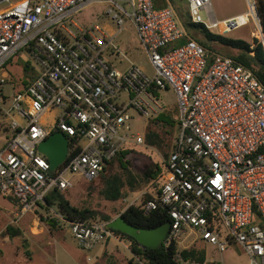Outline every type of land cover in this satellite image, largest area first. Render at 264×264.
Returning a JSON list of instances; mask_svg holds the SVG:
<instances>
[{"label":"built area","instance_id":"built-area-1","mask_svg":"<svg viewBox=\"0 0 264 264\" xmlns=\"http://www.w3.org/2000/svg\"><path fill=\"white\" fill-rule=\"evenodd\" d=\"M101 1L115 9L104 10L115 33L78 18ZM123 1L129 12L117 0H0V7L8 6L0 12V69L21 49L36 64L24 90L0 92V116L8 126L0 195L25 212L44 205L48 192L66 189V172L97 179L121 149L144 145L128 126L131 110L156 117L164 111L157 95L170 90L176 133L162 160L160 189L141 209L165 211L170 221L161 246L180 244L174 255L180 264H222L208 258L204 246L220 254L232 243L247 264H264V85L230 57L208 59L192 39L177 45L185 33L171 9L155 8L152 0ZM185 3L191 23L220 35L247 24L255 8L252 0L239 24L235 16L217 21L209 0ZM123 18L132 24L151 76L134 64L119 67L128 62L125 46L114 41ZM54 130L67 138L68 153L49 173L37 146ZM53 213L83 251L116 237L108 222H71ZM194 245L204 250L202 262L180 254ZM127 264L143 263L135 257Z\"/></svg>","mask_w":264,"mask_h":264},{"label":"rangeland","instance_id":"rangeland-1","mask_svg":"<svg viewBox=\"0 0 264 264\" xmlns=\"http://www.w3.org/2000/svg\"><path fill=\"white\" fill-rule=\"evenodd\" d=\"M17 1L19 0H12V3ZM174 1L173 11L175 12L176 19L178 21L180 19L186 20L187 9L185 0ZM209 2L211 12L217 21L229 16H237L241 18V24H243L246 21L245 12L249 10L248 5L250 2L252 3V0H209ZM116 3L125 11H130L129 5L123 0H117ZM104 8H111L115 11L113 6H109L101 1L100 4L94 5L85 12H82L78 18L84 20L86 23H92V20L95 18L96 22L104 29L116 31V25L105 13ZM7 9V5H2L0 12ZM200 15L203 21H207L203 12ZM248 20L247 24L232 29L224 36L248 43H251L253 38L261 40L260 26L254 13H250ZM123 22V29L115 38V43L120 47H128L127 57L136 66L142 68L147 76H151V67L144 53L138 48L139 45L132 24L127 18H123ZM194 34L200 37V33ZM219 50L224 53L230 52L227 48L223 47H219ZM34 72H36V64L33 59L24 49L19 50L0 69V92H3L5 96H11L22 87L23 82L27 79L26 76ZM157 98L163 106V110L173 120L174 126L171 128V133L168 136L169 146L164 151L145 145L132 146V150L125 155V161L127 162L129 171L136 177L143 175L148 169L152 168L154 170L155 165H157L158 174L163 173L161 163L165 152L170 150L175 137V97L172 91L167 90L159 93ZM130 113L132 120L128 123V126L132 134L143 135L148 119L139 116L133 110ZM46 120L47 122L49 121V116ZM6 128V119L0 116V148L8 139L7 130H4ZM115 172L117 173L118 171L115 170ZM63 177L68 181V186L61 193L72 206L79 209L95 210L110 215L112 219L116 218L117 214L126 207L130 205L138 206L143 196L152 191L151 188L142 185L138 190L129 192L120 200L109 201L104 199L100 194L101 183L98 180L86 181L80 178V176L69 172H66ZM53 211L54 209L49 211L44 207L42 208V205H38V207L30 211L22 212L21 207L17 203L0 195V264H126L124 260L128 261L129 258L123 256V254L127 255L128 252L122 245L112 246L106 243L105 246L110 245L112 247L111 250L117 254L115 255L118 259L124 258L123 262L112 259L111 255L108 256L107 250L102 255L100 254L101 256H92L94 252H86L79 249L65 223L59 220L60 222L57 221V224L55 223V226H53L51 223V220L55 219ZM7 227L18 230L19 234L10 236L6 233ZM110 241L114 242L112 239ZM123 242L126 243L125 241ZM177 247L180 249L181 245L178 244ZM204 247L207 250L208 258H211L213 261H221L222 264H247V256L237 244L232 243L227 245L225 251L220 254L211 246L205 245ZM87 256L91 258L90 261L86 259Z\"/></svg>","mask_w":264,"mask_h":264},{"label":"trees","instance_id":"trees-1","mask_svg":"<svg viewBox=\"0 0 264 264\" xmlns=\"http://www.w3.org/2000/svg\"><path fill=\"white\" fill-rule=\"evenodd\" d=\"M253 1L260 26L261 40L253 38L252 42L248 43L242 40L227 38L224 35L209 31L201 24L191 23L187 15L186 20L183 21L180 19L178 21V24L184 30L185 36L176 44L180 45L188 39H192L205 49L208 59H211L214 55L230 57L235 62L248 68L258 81L264 85V0ZM194 33H200V37ZM219 47L227 48L230 52L224 53L219 50ZM34 76L35 72L26 76V81L23 82L22 87L18 91L24 90L27 85L30 84ZM173 126L172 118L165 111L152 119H148L145 131L142 135L144 145L164 151V149H167L169 146L168 136ZM4 130L8 131V126ZM53 132L56 131L54 130ZM130 150H132V147L121 149L110 161L105 163L102 172L97 179H95L101 183L100 194L106 200L117 201L125 197L129 192L136 191L140 186L144 185L151 188V193L145 194L138 206L130 205L117 215L121 216L126 222L144 229H151L163 223H168L170 220L165 211L157 209L145 214L141 209L142 203L159 191L161 186V174H158L157 165H155L154 170L152 168L148 169L139 177L133 175L129 171L127 162L125 161V155L130 152ZM167 153L168 152H165L164 158L167 156ZM115 170L118 172L116 173ZM43 207L49 211L54 209V212L71 222L80 221L90 223L109 222L112 220L110 215L91 209H79L72 206L61 191L56 189L47 193L44 198V205H42V208ZM57 221H59L57 217L51 220L53 226H55V223L57 224ZM111 231L120 239L129 242V250L134 257L128 260V262H131L136 257L141 260L143 264H180V262L174 258L177 252L175 243H172L167 249L160 245L158 249L152 250L142 247L134 238L127 234L114 229H111ZM6 233L10 236L19 234L18 230L12 227H7ZM180 254L183 258H192L200 262L205 258L203 248L196 246L188 250H183Z\"/></svg>","mask_w":264,"mask_h":264},{"label":"water","instance_id":"water-1","mask_svg":"<svg viewBox=\"0 0 264 264\" xmlns=\"http://www.w3.org/2000/svg\"><path fill=\"white\" fill-rule=\"evenodd\" d=\"M254 16L257 19L255 8ZM37 151L46 158L48 172L53 173L67 158L68 140L63 133L53 132L38 144ZM107 227L131 236L144 248L155 250L160 247L164 240L169 229V223L144 229L126 222L121 216H117L108 222Z\"/></svg>","mask_w":264,"mask_h":264},{"label":"crops","instance_id":"crops-1","mask_svg":"<svg viewBox=\"0 0 264 264\" xmlns=\"http://www.w3.org/2000/svg\"><path fill=\"white\" fill-rule=\"evenodd\" d=\"M152 3H153V6L155 7V8H169V9H171L172 11L174 10V5H175V1L174 0H152ZM98 4H100V3H98ZM97 5V4H96ZM185 5H186V3H185ZM91 8V7H90ZM90 8H88V9H90ZM87 10V9H86ZM104 10H105V8H104ZM174 12V11H173ZM186 12H187V10H186ZM174 14H175V12H174ZM213 17H214V15H213ZM232 17H234V16H229V17H226V18H223V19H221V20H218V21H222V20H225V19H229V18H232ZM175 18H176V15H175ZM177 20V19H176ZM94 21H96V19L94 18ZM178 21V20H177ZM105 27V26H104ZM106 30H107V32L108 33H115V31H111V30H109V29H107V28H105ZM126 48V53H127V49H128V47H125ZM139 48V47H138ZM139 50L140 51H142L140 48H139ZM143 52V51H142ZM144 53V52H143ZM145 55V54H144ZM128 58V57H127ZM123 63H125V64H120L119 65V67H121V68H125V67H127V66H129V64H134V65H136L135 63H133L129 58H128V62H124L123 61ZM139 67V66H138ZM142 69V68H141ZM3 197V196H2ZM6 198H8V199H11V200H13L12 198H10V197H6ZM14 201V200H13ZM15 202V201H14ZM16 203V202H15ZM116 237L115 238H111L112 240H114V242H111L110 240L111 239H108V240H106L104 243H102L101 245H99V246H97L96 248H94L92 251H90V252H94L93 254H92V256H101L104 252H105V250H107L108 251V256H112L113 258L112 259H117V260H121V262H123V260H124V258H121V259H118L117 257H116V253L113 251V250H111L112 249V247H110V245H108V246H105L106 245V243H108V244H111L112 246H119V245H122L126 250H127V252H128V254L126 255V254H123V256H125L126 258H129L128 260H131L134 256L132 255V253L130 252V250H129V242H127V241H125V240H120V238L117 236V235H115ZM123 241H125L126 243H124ZM110 252H112V253H114V254H112V253H110ZM101 254V255H100ZM116 254V255H115ZM122 255V254H121ZM119 256V255H118ZM122 256V257H123ZM86 259L88 260V261H90L91 260V258L90 257H86ZM127 260L125 259L124 260V262L127 264V262H126ZM120 261H119V263H121ZM78 263V262H77Z\"/></svg>","mask_w":264,"mask_h":264},{"label":"bare ground","instance_id":"bare-ground-1","mask_svg":"<svg viewBox=\"0 0 264 264\" xmlns=\"http://www.w3.org/2000/svg\"><path fill=\"white\" fill-rule=\"evenodd\" d=\"M236 19H237L238 23L241 24V18L236 16Z\"/></svg>","mask_w":264,"mask_h":264}]
</instances>
